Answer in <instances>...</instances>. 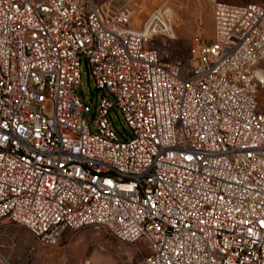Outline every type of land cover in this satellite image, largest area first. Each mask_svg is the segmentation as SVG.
Masks as SVG:
<instances>
[{
    "label": "built area",
    "instance_id": "2783aa9c",
    "mask_svg": "<svg viewBox=\"0 0 264 264\" xmlns=\"http://www.w3.org/2000/svg\"><path fill=\"white\" fill-rule=\"evenodd\" d=\"M134 11L0 0V220L47 245L103 227L142 243L141 264H264V1L213 0L186 67L154 43L169 8Z\"/></svg>",
    "mask_w": 264,
    "mask_h": 264
},
{
    "label": "rangeland",
    "instance_id": "374dc122",
    "mask_svg": "<svg viewBox=\"0 0 264 264\" xmlns=\"http://www.w3.org/2000/svg\"><path fill=\"white\" fill-rule=\"evenodd\" d=\"M104 11L132 7L135 24L143 26L153 10L168 7L172 15L173 33L154 43L172 57L189 65V48L201 39L208 40L212 33L213 0H94ZM227 2H262L264 0H222ZM76 94L94 109L95 81L81 66L80 83ZM259 108L264 112V86L258 90ZM91 128L92 119L86 115ZM112 128L120 135L129 130L117 108L109 111ZM146 249L140 242H125L114 237L103 227L83 226L66 229L56 244L41 243L26 226L7 218L0 220V264H141Z\"/></svg>",
    "mask_w": 264,
    "mask_h": 264
}]
</instances>
